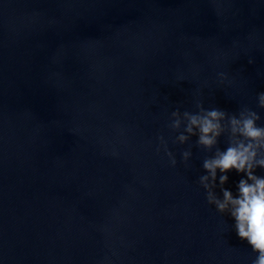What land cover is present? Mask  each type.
I'll return each mask as SVG.
<instances>
[{"label":"water","instance_id":"obj_1","mask_svg":"<svg viewBox=\"0 0 264 264\" xmlns=\"http://www.w3.org/2000/svg\"><path fill=\"white\" fill-rule=\"evenodd\" d=\"M260 91L264 0H0V264H251L167 125Z\"/></svg>","mask_w":264,"mask_h":264},{"label":"clouds","instance_id":"obj_2","mask_svg":"<svg viewBox=\"0 0 264 264\" xmlns=\"http://www.w3.org/2000/svg\"><path fill=\"white\" fill-rule=\"evenodd\" d=\"M218 77L221 82L228 79L224 72ZM257 100L258 107L264 108V91L257 94ZM260 120V114L248 107L229 113L197 102L195 111L173 110L167 125L177 133L174 144H189L196 137L195 145L209 153L202 160L203 174L197 183L207 203L231 221L235 236L255 254L251 264H264V175L258 174V169H264V124ZM221 137H226L224 147L219 146ZM158 141L157 154L163 151L175 167L176 155L164 135ZM192 155L191 145L181 152L185 167ZM233 171L239 176L234 189L226 187Z\"/></svg>","mask_w":264,"mask_h":264}]
</instances>
